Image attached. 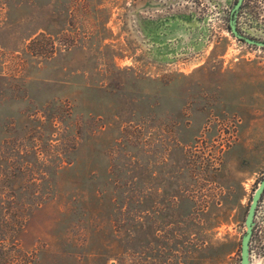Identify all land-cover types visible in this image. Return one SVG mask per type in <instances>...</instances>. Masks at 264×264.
I'll list each match as a JSON object with an SVG mask.
<instances>
[{"label":"rangeland","instance_id":"1","mask_svg":"<svg viewBox=\"0 0 264 264\" xmlns=\"http://www.w3.org/2000/svg\"><path fill=\"white\" fill-rule=\"evenodd\" d=\"M236 1L0 0V264H241L264 47Z\"/></svg>","mask_w":264,"mask_h":264},{"label":"water","instance_id":"2","mask_svg":"<svg viewBox=\"0 0 264 264\" xmlns=\"http://www.w3.org/2000/svg\"><path fill=\"white\" fill-rule=\"evenodd\" d=\"M242 2L243 0H239L237 3H235L231 11V19H230L231 31L235 37L245 41L246 43L264 47L263 39H258V38H254L252 36L246 35L245 33H242L241 31H239L237 27V16L241 8ZM263 192H264V178L260 181L254 193L253 200H252V203H251V206H250V209H249L246 221H245L246 232L242 238L241 264H251V239H252V234H253L254 226H255L256 209L262 197Z\"/></svg>","mask_w":264,"mask_h":264},{"label":"flooded vegetation","instance_id":"3","mask_svg":"<svg viewBox=\"0 0 264 264\" xmlns=\"http://www.w3.org/2000/svg\"><path fill=\"white\" fill-rule=\"evenodd\" d=\"M238 1H239V0H237L236 3H237ZM245 2H246V0H243V2H242V4H241V8H240V10H239V12H238V16H237V27H238V18H239V17L241 16V14H242V11H243L242 9H243V7H244ZM231 11H232V10H231ZM229 18L231 19V13H230V17H229ZM230 19H229V24H230ZM230 29H231V28H230ZM238 29H239V31H241L242 33H245V32L242 31L239 27H238ZM245 34H246V33H245ZM246 35H248V34H246ZM239 40H241V39H239ZM242 41H243V40H242ZM244 42H245V41H244ZM261 180H262V179H261ZM261 180H260V181H261ZM259 183H260V182H259ZM259 183L257 184V186H255L254 193H255V191H256V189H257ZM254 193H253V196H254ZM253 196H252V199H251V203H252V200H253ZM262 196H264V192H263ZM261 198H262V197H261ZM260 202H261V199H260L259 204H258L257 209H256L255 221H256V218L258 217L257 214H258V212H259ZM251 203L249 204L248 212H249V209H250ZM248 212H247V215H248ZM247 215H246V218H247ZM246 218H245V221H246ZM256 227L258 228V225L255 223L254 231H253L252 239H251V246H252V243H253V241H254V237H255V233H256ZM241 248H242V241H241Z\"/></svg>","mask_w":264,"mask_h":264},{"label":"trees","instance_id":"4","mask_svg":"<svg viewBox=\"0 0 264 264\" xmlns=\"http://www.w3.org/2000/svg\"><path fill=\"white\" fill-rule=\"evenodd\" d=\"M229 27H230V24H229Z\"/></svg>","mask_w":264,"mask_h":264}]
</instances>
